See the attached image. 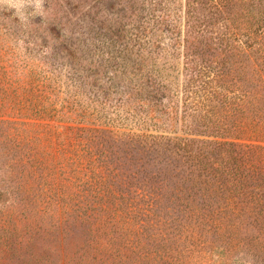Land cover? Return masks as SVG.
I'll use <instances>...</instances> for the list:
<instances>
[{"label": "rangeland", "instance_id": "rangeland-1", "mask_svg": "<svg viewBox=\"0 0 264 264\" xmlns=\"http://www.w3.org/2000/svg\"><path fill=\"white\" fill-rule=\"evenodd\" d=\"M46 2L0 0V11L42 18ZM95 2L108 15L115 12L116 0ZM124 2L130 14L133 0ZM138 4L146 21L134 20L129 28L160 33L175 27V19L161 24L157 0ZM178 7L179 0L167 14L175 16ZM16 38L24 39L0 29V264H264V232L249 217L247 200L233 207L179 143L143 139L137 135L148 132L129 121L111 139L83 136L80 142L81 133L69 132L65 157L59 153L48 130L77 126L68 122V111L60 115L67 123L50 116L62 110L65 90L46 84L45 74L29 75L24 43ZM167 67L180 84L183 61L172 58ZM159 127L149 135L167 134ZM83 146L88 160L105 161L102 179L76 171ZM37 158L43 168L34 167Z\"/></svg>", "mask_w": 264, "mask_h": 264}, {"label": "trees", "instance_id": "trees-1", "mask_svg": "<svg viewBox=\"0 0 264 264\" xmlns=\"http://www.w3.org/2000/svg\"><path fill=\"white\" fill-rule=\"evenodd\" d=\"M124 1L116 0L112 15L95 0H47L42 18L25 20L0 11V29L24 37L16 39L29 75L45 74L46 84L65 90L62 110L50 116L65 122L60 115L68 111L77 126L59 124L47 138H56L52 145L65 157L69 132L81 133L80 142L106 139L132 121L148 132L137 136L170 140L194 155L233 207L247 200L249 217L264 232V0H179L175 16L167 13L177 0H157L161 24L176 23L160 33L129 28L146 18L138 0L130 14ZM172 58L183 61L180 84L169 75ZM157 125L167 134L150 136ZM88 151L82 147L76 171L102 179L105 161L88 160ZM43 164L34 160V167Z\"/></svg>", "mask_w": 264, "mask_h": 264}]
</instances>
